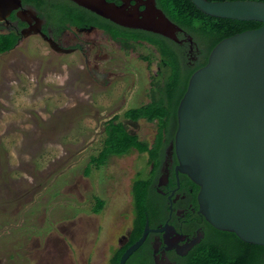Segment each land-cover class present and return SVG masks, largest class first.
Wrapping results in <instances>:
<instances>
[{
	"label": "rangeland",
	"instance_id": "374dc122",
	"mask_svg": "<svg viewBox=\"0 0 264 264\" xmlns=\"http://www.w3.org/2000/svg\"><path fill=\"white\" fill-rule=\"evenodd\" d=\"M78 35L92 47L85 58L57 54L36 37L0 54V264H101L107 242L96 243L98 226L131 215L145 157L140 164L135 152L110 157L98 168L91 158L106 147L116 117L152 142L156 123L134 124L124 114L150 101L160 56L148 43L121 51L100 33ZM86 59L111 73L110 85L79 78ZM96 198L107 206L103 216L94 214Z\"/></svg>",
	"mask_w": 264,
	"mask_h": 264
},
{
	"label": "water",
	"instance_id": "95a60500",
	"mask_svg": "<svg viewBox=\"0 0 264 264\" xmlns=\"http://www.w3.org/2000/svg\"><path fill=\"white\" fill-rule=\"evenodd\" d=\"M110 22L180 43L181 28L156 0L129 6L107 0H69ZM204 14L255 21L258 29L226 38L190 78L177 110L179 170L200 187L199 212L215 229L264 246V2L190 0ZM143 6L144 10H140ZM21 0H0V22L9 25ZM190 37V49H193ZM129 248L120 264L144 242Z\"/></svg>",
	"mask_w": 264,
	"mask_h": 264
},
{
	"label": "flooded vegetation",
	"instance_id": "af4514ba",
	"mask_svg": "<svg viewBox=\"0 0 264 264\" xmlns=\"http://www.w3.org/2000/svg\"><path fill=\"white\" fill-rule=\"evenodd\" d=\"M21 1V17L17 18L16 12H13L8 18V26L5 25V22H0V31H5L2 34L13 33L18 37L14 47L25 39L36 37L44 41L57 54L70 55L80 52L85 58L86 52L90 51L92 47L85 48L80 42L81 36L78 34L100 33L105 40L117 44L121 51L131 50L133 52L135 46L147 44L137 41L132 48H126L90 21L83 22L82 26H76L69 22L63 23L61 18L54 14L53 9L57 5L78 6L69 0H44L40 8L32 3H26L24 0ZM107 1L118 5L124 1L128 3V7L146 2V0ZM140 10L143 11L144 7L141 6ZM90 13L92 14V12ZM86 18L90 20L88 16ZM180 28L181 31L177 34L180 41L178 44L186 51V56L190 61V58H194L193 55L199 52V48L190 33L186 29ZM190 37L194 42L192 50L190 49ZM86 39L88 42H94L95 38ZM81 71H84L85 74L79 78H84L85 81L88 79L89 83L93 82L97 86L110 85L111 73L100 70L99 64L92 63L89 59L85 60V67L79 72ZM80 88L82 90L81 86ZM151 101L150 96V101L147 104ZM147 104L139 108H131L127 112L140 109ZM133 123L137 124L138 121ZM155 123L157 129L152 142H146L149 151L140 152L136 149L132 151L139 156V164L142 162L139 158L145 157V170H139L144 168L142 165L138 167L136 176L139 177L135 180V183H148V186L143 185L145 187L141 191L142 197L138 200L141 202L140 206H136L137 198H135L133 190L131 193L133 201L131 215H122L124 219L120 224L112 223V220H103L102 225L97 228L96 243L103 238L107 242L106 253H102L101 264H120L123 254L141 240L145 233L144 242L132 253L125 264H191L202 250L213 251L217 248L216 242L211 237L212 226L199 212L198 197L201 189L188 175L179 170L175 147L178 124L175 127L167 126L165 130L161 131V126L158 122ZM138 140L145 142L139 138ZM159 144L161 147L155 152ZM141 172L146 173L145 178H141ZM135 183L133 182V187ZM106 207L103 206L100 211L94 212V214L103 216L102 213ZM137 207L140 208L137 209ZM116 233H118L117 240L110 242V236ZM213 237L216 238V236Z\"/></svg>",
	"mask_w": 264,
	"mask_h": 264
},
{
	"label": "trees",
	"instance_id": "16d2710c",
	"mask_svg": "<svg viewBox=\"0 0 264 264\" xmlns=\"http://www.w3.org/2000/svg\"><path fill=\"white\" fill-rule=\"evenodd\" d=\"M24 1L40 8L44 0ZM208 1L264 2V0ZM156 2L157 6L172 22L190 33L198 45L199 52L195 53L194 58H190V61L186 56V51L178 43L163 36L118 26L76 5H57L53 10L63 23L69 22L76 26H82L83 22L90 21L99 29L106 31L114 40L120 42L123 47L132 48L137 41H143L156 49L160 56L161 81L155 87L156 89L151 96V103L140 109L127 112L125 118L132 122L139 120L158 122L162 131L167 126L175 127L177 125L178 106L187 90L189 80L197 70L207 64L214 47L226 38L248 30L258 29L262 24L255 21H236L211 17L198 10L190 0H156ZM86 16L90 20H87ZM17 38L13 33L0 34V54L12 50L17 43ZM145 59L148 60V58ZM115 120L117 117L111 120L108 123L111 126L106 128V139H108V142L105 141L106 147L104 146L105 148L99 153V157L91 158V163L95 164L97 168L107 164L110 157H122L130 154L134 149L140 152L149 151L146 142H140L138 137L130 133L122 122L116 123ZM109 128H112V131ZM160 147L159 144L155 152ZM89 172L90 166L87 167L86 174ZM143 185L148 186V183L136 182L134 184V195L137 198L136 206L141 204L138 200L142 197L141 191L145 187ZM104 205L103 200L96 198L95 206L97 207L94 208H98V210L92 211L98 212ZM139 208L137 207V209ZM212 231L211 237L216 242L217 248L213 251L202 250L191 264H264V246L246 243L234 233L219 231L214 227H212Z\"/></svg>",
	"mask_w": 264,
	"mask_h": 264
}]
</instances>
